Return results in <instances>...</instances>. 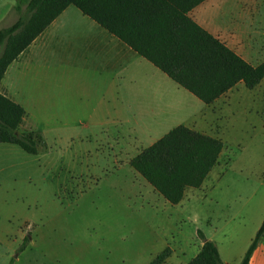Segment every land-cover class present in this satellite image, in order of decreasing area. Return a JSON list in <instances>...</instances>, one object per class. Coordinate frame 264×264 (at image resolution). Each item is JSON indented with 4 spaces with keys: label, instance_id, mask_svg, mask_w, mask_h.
I'll return each instance as SVG.
<instances>
[{
    "label": "rangeland",
    "instance_id": "obj_1",
    "mask_svg": "<svg viewBox=\"0 0 264 264\" xmlns=\"http://www.w3.org/2000/svg\"><path fill=\"white\" fill-rule=\"evenodd\" d=\"M16 3L0 0V11ZM17 17L12 8L0 28ZM33 77L41 79L37 85L46 99L38 107L27 105L33 117L26 115L18 131L39 132L45 144L37 155L16 146L0 151V264H135L141 247L164 235L171 239L179 233L189 240L197 230L209 234L228 212L226 230L233 235L238 226L256 223L253 215L264 205V115L242 112L235 104L201 110L197 127L223 143L210 175L224 176L221 194L211 201L201 193L182 206L171 205L130 169L128 157L112 159L124 153L121 143L134 155L158 134L140 139L125 134L121 141L120 133L101 126L112 116L91 115L89 106L96 101L65 100V92L61 101L58 68ZM187 94L197 103L188 100L191 109L204 106ZM82 104L87 111H78ZM222 232L219 240H225Z\"/></svg>",
    "mask_w": 264,
    "mask_h": 264
},
{
    "label": "crops",
    "instance_id": "obj_2",
    "mask_svg": "<svg viewBox=\"0 0 264 264\" xmlns=\"http://www.w3.org/2000/svg\"><path fill=\"white\" fill-rule=\"evenodd\" d=\"M13 7L7 6L0 11V22ZM189 17L251 66L264 63V0H205L189 12ZM149 66L154 67L77 8L69 6L7 67L0 82V93L19 104L25 110V116L33 117L27 105L31 102V106L38 107L46 99L44 88L37 85L41 79L34 80L33 76L43 75L49 68H58L61 101L64 92L65 100L74 97L96 101L94 106H89L91 115L112 116L101 126H105L106 132L112 135L120 133L121 141L127 138L123 135L133 133L139 139L140 134H158L157 141L179 125L206 134L197 127L196 118L205 107L214 105L221 109L235 104L242 112L264 115V77L252 90L238 83L214 103L191 109L188 100L194 106L197 103L188 96L189 92L157 68L153 70ZM22 80L23 86L20 87L18 83ZM82 106L78 111H83V108L87 111L84 104ZM124 145L121 143L119 147H124V153L117 157L113 155L112 159L116 163L128 157L129 166L138 152L131 155L132 147ZM14 146L0 144V151L8 152ZM214 168L200 188L185 190L179 205L193 201L201 193L210 196L211 201L221 194L218 185L224 176L221 179L210 177ZM260 209L257 216L253 215L256 223L238 226L236 235L226 230L231 220L229 212L220 227L215 226L209 234L202 233L216 245L222 264L241 263L264 219V205ZM218 232L226 236L225 240H219ZM180 236L177 233L175 237L166 239L164 235L158 241L141 247L134 259L135 264H148L166 247H170L172 253L164 264H188L198 254L202 242L196 239L195 233L189 240ZM248 264H264V235Z\"/></svg>",
    "mask_w": 264,
    "mask_h": 264
},
{
    "label": "trees",
    "instance_id": "obj_3",
    "mask_svg": "<svg viewBox=\"0 0 264 264\" xmlns=\"http://www.w3.org/2000/svg\"><path fill=\"white\" fill-rule=\"evenodd\" d=\"M204 1L17 0L16 21L0 28V82L7 67L73 6L205 105L238 83L252 90L264 77V63L251 66L190 19L189 12ZM24 117L25 110L0 93V144L37 155L45 142L39 132L18 131ZM222 150L221 140L179 125L140 151L129 166L166 202L178 205L187 188L202 186ZM263 235L264 219L240 264L249 263ZM197 237L202 246L188 264H222L213 241L199 230ZM171 253L166 247L148 264H164Z\"/></svg>",
    "mask_w": 264,
    "mask_h": 264
}]
</instances>
